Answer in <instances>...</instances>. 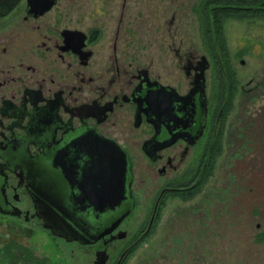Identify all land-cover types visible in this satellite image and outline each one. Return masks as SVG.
Returning <instances> with one entry per match:
<instances>
[{
	"label": "flooded vegetation",
	"instance_id": "flooded-vegetation-1",
	"mask_svg": "<svg viewBox=\"0 0 264 264\" xmlns=\"http://www.w3.org/2000/svg\"><path fill=\"white\" fill-rule=\"evenodd\" d=\"M206 4H196L193 31L177 0H19L0 15L1 215L72 242L85 253L82 264H128L159 225L168 199L177 197L188 202V212L179 222L176 211L178 222L167 248L153 256L155 264H206L207 249L200 246L206 200L189 201L201 192L208 156L217 143L220 151L233 146L235 167L257 137L264 148V116L250 108L264 75L249 77L250 84L234 75L232 86L231 63L210 60L201 20L224 19L210 9L207 14ZM195 32L203 44L197 45ZM223 75L224 91L214 81ZM239 92L243 100L228 118ZM113 147L128 160L121 183L91 165ZM139 160L146 167L136 173ZM150 182L146 212L144 206L136 211ZM112 188H121L120 200L102 207L97 198L110 196ZM210 196L216 201L222 193ZM191 234L199 241L193 263ZM8 257L16 258L3 260Z\"/></svg>",
	"mask_w": 264,
	"mask_h": 264
},
{
	"label": "rangeland",
	"instance_id": "rangeland-1",
	"mask_svg": "<svg viewBox=\"0 0 264 264\" xmlns=\"http://www.w3.org/2000/svg\"><path fill=\"white\" fill-rule=\"evenodd\" d=\"M198 1L177 0L176 7L179 9V14H181L186 27L192 31L196 24L195 16L199 15L200 11L199 6L195 9ZM238 3H248L250 8L251 6L257 7L253 8V11L262 13L264 11V1L262 0L224 1L228 7H236ZM208 11L207 5L206 13ZM249 15L253 16L247 17V15L243 18L226 16L223 24L221 23L217 27V35L206 32L204 17L199 29V35L203 34L205 37L207 56L211 55L212 58L215 56L213 60L218 57L224 59L227 50L226 61L227 64L231 63V65H227L229 77L234 78L235 75L244 84L249 77L259 80L264 75V16L259 12L249 13ZM194 34L198 41L197 45L200 44V41L203 44L202 39L198 35L196 36V32ZM219 41H221V45ZM240 59H243V62ZM210 60L212 59L210 58ZM218 61L220 60L218 59ZM214 81L215 86L219 87L220 85L224 91V82H226L224 75L220 77V81L216 78ZM258 89L261 91L257 90L254 94L250 108L255 111L256 116H264V93L262 92L264 84ZM240 95L239 92L233 97L231 104L233 108H229L228 118L232 115V110H238L243 100ZM255 141L250 152L249 149H246L240 154L235 167H232L233 159L238 155V150L227 145L219 152L217 143L211 150V156H208L209 162L204 181L199 187L201 192L189 201L190 205H194L198 201L206 200L207 223L206 229L202 233L205 241L200 240L201 248L207 249L206 264H264V148L256 145L259 141L258 137ZM145 164L143 160L136 162V173L140 167L145 168ZM144 173L149 178L155 177L151 170L146 169ZM151 184L150 182L146 189L139 194L136 211L140 206H144L146 212V206H148L154 190ZM218 191L222 193V197L219 196L215 201L216 193L211 197L210 192ZM192 192L194 191L192 190ZM174 195L179 194L177 192ZM243 195H245L244 198H242ZM243 199L245 203H243ZM167 203L160 213L159 225L136 247L128 264H155L153 256L161 253V248L163 250L167 248V238L171 235L170 227L173 220L175 224L178 222L176 211L180 212L179 222H181L188 212L187 204L184 203L188 202H181L177 197H170ZM219 204H221V208L218 212L222 214V219H220V223H217L215 220L216 207ZM203 212H205V208ZM186 219L191 218L186 217ZM258 221L260 225L256 226L255 223ZM163 223L164 228L162 227ZM179 230L180 227L176 231ZM181 235L179 234V236ZM198 244V239L191 234L189 237L191 263H193L195 253L198 252ZM7 245H9L8 251ZM218 252L223 255L221 261L217 257L210 256ZM10 254L16 256V260L11 259L15 264H82L85 262V253L75 247L72 242L51 237L39 225L0 214V257H2L0 264L2 261V264H12L9 260H3ZM133 259L137 263H134Z\"/></svg>",
	"mask_w": 264,
	"mask_h": 264
},
{
	"label": "water",
	"instance_id": "water-1",
	"mask_svg": "<svg viewBox=\"0 0 264 264\" xmlns=\"http://www.w3.org/2000/svg\"><path fill=\"white\" fill-rule=\"evenodd\" d=\"M206 60V57L203 56ZM98 160V164L96 163ZM92 167L98 169L105 174H107L106 180L112 182L117 180L119 183L122 182L123 176L125 174L126 168L128 166V160L125 151L118 150L113 147L110 150V153L107 154L105 152H101L93 158V162H91ZM121 197V188L110 190V196L98 197L97 202L100 203L102 207L108 205L112 207L114 204L118 203ZM92 203V202H90ZM263 226H264V218H263Z\"/></svg>",
	"mask_w": 264,
	"mask_h": 264
},
{
	"label": "trees",
	"instance_id": "trees-1",
	"mask_svg": "<svg viewBox=\"0 0 264 264\" xmlns=\"http://www.w3.org/2000/svg\"><path fill=\"white\" fill-rule=\"evenodd\" d=\"M19 0H0V15H3L5 13H7L8 11H10L17 3ZM224 1H228V0H207V4L205 6L208 5L209 9L211 10L212 13L218 15L219 17H221V19H224L226 16H232V17H236V18H243L244 16H247L249 13H251L250 11V5H247L248 3H238V6L236 7H228L227 5L224 4ZM264 1V0H262ZM231 6V5H230ZM257 8V7H254ZM223 9V10H222ZM220 10V11H219ZM210 11L207 12V14H211ZM259 14H262V16H264V11L263 13L258 11ZM221 23H223V21H211V20H206L205 21V27H206V32L208 34H213V35H217V27L219 25H221ZM223 40V39H222ZM225 42V40H223ZM219 44L221 45V41H219ZM225 57L224 59L222 58V61H226V57H227V50L225 51ZM231 79V85L234 86L235 83L237 82V80H235V78H230ZM231 95H229L227 101L229 100ZM230 107V105L228 106ZM220 151V150H219ZM263 235H264V229H263ZM6 260L11 261V259L8 257ZM13 260H16V258H13ZM13 260L11 261L12 264H15L13 262Z\"/></svg>",
	"mask_w": 264,
	"mask_h": 264
}]
</instances>
